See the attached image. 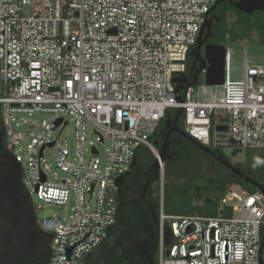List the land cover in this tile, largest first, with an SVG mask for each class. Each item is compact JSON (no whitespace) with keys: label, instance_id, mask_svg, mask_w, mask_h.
Masks as SVG:
<instances>
[{"label":"built area","instance_id":"2783aa9c","mask_svg":"<svg viewBox=\"0 0 264 264\" xmlns=\"http://www.w3.org/2000/svg\"><path fill=\"white\" fill-rule=\"evenodd\" d=\"M215 1L0 0L3 143L35 217L41 204L60 209L36 222L54 234L51 264H82L104 240L115 178L141 146L158 158L153 136L168 111L182 109L184 132L205 147L264 150V64L245 53L236 78L225 48L221 85L202 70L204 84L176 93ZM163 181L160 164L157 264H264L262 192L230 184L214 215H169Z\"/></svg>","mask_w":264,"mask_h":264},{"label":"flooded vegetation","instance_id":"af4514ba","mask_svg":"<svg viewBox=\"0 0 264 264\" xmlns=\"http://www.w3.org/2000/svg\"><path fill=\"white\" fill-rule=\"evenodd\" d=\"M237 2L238 0H225L216 9L219 6H222L223 9H234L232 4ZM215 10L209 14L208 18L215 16ZM213 29L214 20L210 36L200 47V58L204 57L207 45H214L216 33L212 34ZM193 64L194 57H189L185 76L190 77ZM198 66L199 63L196 62L195 71ZM201 74L202 71L198 80L201 78ZM176 115L177 111H171L163 120L161 128L153 136V142L158 143L160 148L164 137L171 129L166 152L168 159L165 162L170 174L169 182L166 187L164 185L163 193H165V189H174L175 186H178L183 193V199L191 200L195 205H214L223 190L224 170H229L201 151L194 143L174 131L173 124L165 128L167 118L173 122ZM182 118L183 115H180L177 120L179 129H181ZM210 150L222 153L217 149L210 148ZM222 154L229 163L236 164L224 153ZM142 158H144V163L140 165L136 157L137 165L131 167L123 177L121 195L118 197V206L122 213L116 217L115 223L108 229L105 239L84 258L82 264H157L159 231L157 189H160V185L159 178H157L150 183L144 193L145 175L152 163L149 157ZM191 169L194 170V174H190ZM41 253L40 257H29L24 261V264H50V244Z\"/></svg>","mask_w":264,"mask_h":264},{"label":"water","instance_id":"95a60500","mask_svg":"<svg viewBox=\"0 0 264 264\" xmlns=\"http://www.w3.org/2000/svg\"><path fill=\"white\" fill-rule=\"evenodd\" d=\"M224 1L225 0H216L210 8V13ZM232 6L235 10L244 15H251L254 12L264 13V0H238V2L232 4ZM214 19L217 20L216 17L207 19L200 31L195 47L189 53L188 57H194V64L191 68L190 77L183 74L173 79V83L176 85V93L186 90L189 87L196 86L198 83V76L202 70H206V84L208 86H219L222 84L224 79L225 47L221 45H207L204 57L200 58L199 56L200 47L210 36ZM196 62L199 63V66L195 71ZM177 99L179 101L182 100L181 97H178ZM180 115H183L182 109L177 110V115L173 122L167 118L165 128H168L173 124L174 131H177L180 135L194 143L201 151L220 162L232 173L233 177L241 179L264 194V186L260 185L255 179L249 177L239 168H236L229 163L222 153L212 152L210 148L201 145L189 137L183 130L179 129L177 126V120ZM59 123L60 122H57V125ZM217 131H226V127H217ZM170 132L171 129L169 133ZM169 133L164 137L160 148L158 147V143L154 142V146L159 149V154L158 158H155L145 175L146 183L144 193L150 183L159 177L160 164L165 165V162L168 159L166 152L168 149ZM4 136L5 131L2 128V130L0 129V264H24V261L29 257H40L42 255L41 251L50 244L54 234L49 235L39 230L36 224L35 213L32 210L29 194L21 181L20 164L17 163L5 149L3 143ZM137 149H135L134 153ZM239 153H241L240 150H233L231 156L236 157ZM136 165V156L133 155L131 167ZM123 177L124 176L115 178L117 197H120L121 195ZM121 213L122 210L118 206L115 213L114 223L116 217ZM112 226L113 224L107 225L105 228L106 234L108 229ZM169 242L170 232L167 230L166 243L169 244ZM263 244L264 231L262 233L261 246H263ZM97 246H95L94 249ZM51 262L52 257L50 259V264Z\"/></svg>","mask_w":264,"mask_h":264},{"label":"trees","instance_id":"16d2710c","mask_svg":"<svg viewBox=\"0 0 264 264\" xmlns=\"http://www.w3.org/2000/svg\"><path fill=\"white\" fill-rule=\"evenodd\" d=\"M220 7V6H219ZM219 7L215 10L214 12V17L217 18L214 19V29L212 34L216 35L215 40L213 41L214 45H221L226 48V43L227 42H235L240 39H244L246 37H249L252 33L251 27H249L248 23L243 22H233L229 23L226 20L225 14L226 9L219 10ZM232 10L233 13H238L235 9L229 8ZM243 16H246L243 14ZM264 30V29H263ZM264 34V33H263ZM264 42V38H263ZM171 111H177V110H170L166 113L165 117L171 112ZM165 119V118H164ZM163 119V120H164ZM163 123V121H162ZM162 123L159 127V129L162 126ZM181 129L184 131V120L182 118V121L180 123ZM0 129H2V125L0 122ZM158 129V130H159ZM138 159V163L142 165L144 163V158L142 157H149L151 163L155 160V157L151 153V151L146 148V147H139L136 150V155ZM236 168H239L242 172H244L246 175L249 177L253 178L258 182L260 185L264 186V150H247L245 152V158L242 163H236L234 165ZM225 171V177L224 180L222 181V192L221 195L224 191V189L230 185V184H238L248 192H255L256 189L242 181L241 179L237 177H233L232 174L227 171ZM164 174H165V180H168L169 176V170L164 165ZM190 174H194V170H190ZM215 177V174H214ZM167 183L165 184L166 187ZM159 192L160 189H157V199H158V206H159ZM220 195V197H221ZM183 193L181 191V188L178 186H175L174 189H165L164 193V207L165 211L169 215H180V216H185L189 214H199V215H214L215 214V208L218 205L219 199L216 204L214 205H209L206 204L204 210L198 208L191 200H186L182 198ZM205 211V212H204ZM264 231V230H263Z\"/></svg>","mask_w":264,"mask_h":264},{"label":"rangeland","instance_id":"374dc122","mask_svg":"<svg viewBox=\"0 0 264 264\" xmlns=\"http://www.w3.org/2000/svg\"><path fill=\"white\" fill-rule=\"evenodd\" d=\"M219 10H223L222 6L219 7ZM226 20L229 23H233L235 21L243 23H248L249 27L252 29V33L249 37H246L244 39L237 40L235 42H227L226 48L230 50L232 53V62L231 67L233 71V76L236 78L240 77V73L245 61V53L247 61L250 65L258 66L264 64V13L263 12H254L251 15L243 16V14L233 13L232 10L226 9ZM239 12V11H238ZM200 84H204L203 78H200ZM205 91L207 93V96L209 95L210 89L208 87H204ZM213 91V90H212ZM70 130V127L65 129L63 131L64 134H66ZM58 134V132H56ZM247 150L241 151L236 157H232L231 151H224V154L233 162L235 163H242L245 158V152ZM169 182V179L165 180V174H164V181L163 185ZM33 201L37 204H40L36 200V198L33 196ZM43 207V210L38 212L36 214V222L38 225L41 224V221L47 217H50L52 215L60 213V209L54 207V206H47L45 204H41ZM198 208L204 210L205 207H201V205H196ZM205 212V211H204Z\"/></svg>","mask_w":264,"mask_h":264},{"label":"crops","instance_id":"0c3cea01","mask_svg":"<svg viewBox=\"0 0 264 264\" xmlns=\"http://www.w3.org/2000/svg\"><path fill=\"white\" fill-rule=\"evenodd\" d=\"M222 153H224V152H222ZM159 178V177H158ZM201 207H205V206H201Z\"/></svg>","mask_w":264,"mask_h":264}]
</instances>
